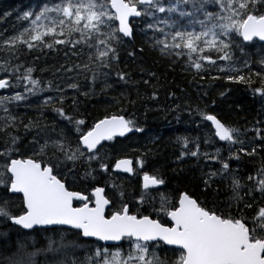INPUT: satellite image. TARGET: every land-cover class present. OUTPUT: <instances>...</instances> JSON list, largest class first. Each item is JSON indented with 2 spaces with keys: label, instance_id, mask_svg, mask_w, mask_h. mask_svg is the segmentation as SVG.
I'll list each match as a JSON object with an SVG mask.
<instances>
[{
  "label": "snow or ice",
  "instance_id": "1",
  "mask_svg": "<svg viewBox=\"0 0 264 264\" xmlns=\"http://www.w3.org/2000/svg\"><path fill=\"white\" fill-rule=\"evenodd\" d=\"M19 19L22 30L0 40V51L7 56L0 70L23 81L28 94L44 91L42 82L33 78V67L21 75L23 65L13 66L12 60L34 51H63L67 61L58 71L82 75L94 87L100 76H110L120 46L135 40L139 28L145 36L152 33L154 50L172 63L184 59L199 79L207 74L212 80L245 85L264 99V50L259 59L245 50L254 38L264 41V0H41ZM250 60L259 65L256 71ZM214 71L224 75H212ZM127 75L118 72V80L127 82ZM67 79L69 89L80 90L78 80ZM10 87L9 79L0 78V89ZM56 90L61 92L57 100L49 96L42 102L56 114L53 124L29 120L23 125L25 133L34 134L23 144L15 134L17 118L5 102H20L26 95L0 97V109L8 114L0 117V221L29 230L19 233L12 247L8 233L0 234L8 237L0 264H40L36 257L41 254L43 264H264V126L245 130L254 132L258 142L246 146L239 128L193 110L228 145V157L221 156L220 148L215 154L203 153L219 168L203 178L200 196L187 190L169 194L161 188L166 185L163 176L143 172L132 203L124 186L111 177L139 175L136 166L144 169L145 160L138 159L136 166L126 158L111 163L104 142L144 129L116 114L88 126L75 108L69 113L64 107L65 90L59 85ZM206 135L207 144L213 133ZM188 145L185 138L179 159H199V143L194 151H185ZM241 153L261 158L255 174L247 175L249 183L230 164L240 161ZM217 177L231 180L226 204L218 202L219 189L213 195ZM40 232L46 243L37 248L29 238Z\"/></svg>",
  "mask_w": 264,
  "mask_h": 264
},
{
  "label": "trees",
  "instance_id": "2",
  "mask_svg": "<svg viewBox=\"0 0 264 264\" xmlns=\"http://www.w3.org/2000/svg\"><path fill=\"white\" fill-rule=\"evenodd\" d=\"M40 2L41 0H0V29H3V32H0V40L16 34L18 30H22L24 22L19 19L22 16L21 12L32 4L37 5ZM151 36L152 33L149 32L145 36L137 28L136 39L120 46L119 60L114 63L113 68L110 70V76L98 79L94 87L87 83L84 76L81 75L76 78L80 84V90L73 91L71 89L64 92V107L69 113H72L73 108H75V114L80 118H84L88 126L106 115H123L127 119H133L139 127L144 129L142 133L144 136H140V141H143L141 147L143 151L145 150L143 158L145 155L148 162L146 172L150 175L163 176L166 185L161 187L163 191L169 194L187 190L195 196H200L203 178H206L208 171H214L219 164L206 159L204 155H200L199 159L192 156H185L183 160L179 159L180 151L178 149L181 144L178 143L185 132V126L180 124L185 121L191 122L193 119L192 113L190 114L192 106H199L200 101H204L205 104L209 105L208 112L214 113L213 115L224 124L232 126L246 120H257L264 114V106L261 104L262 98L254 95L245 85L227 83L223 79H199L198 76H195L194 70L186 68L184 59L172 63L171 59L161 55L158 50H154L151 46ZM260 46L264 50V45L261 44ZM261 51L259 50L258 53L251 51L250 54L259 59ZM129 52L134 53V55L130 56ZM6 59V54L0 51V64H3ZM29 60L32 61H30L31 64L28 67L34 68L32 76L35 79L40 80L38 66L42 67L41 80H47L49 74L54 73V78L60 81L65 75L63 71H58L60 66L67 61L62 52H53L50 55L46 50L44 52L34 51L31 54L21 55L19 60H12L11 63L13 66L23 65L19 69L22 75L24 73L22 68L27 67ZM72 60L75 61L76 58L73 57ZM258 68L259 65L252 61V71H256ZM103 71L108 72L109 70L104 69ZM118 72L128 74L127 82L118 80ZM217 75L222 76L224 74L217 73ZM88 76L90 78L91 73H88ZM0 77L9 76L0 70ZM10 79L18 84L15 88L8 90V92H11L10 96L17 93L26 95V99L17 102V106L14 105V101L11 103L5 102L10 113L17 118L15 134L21 138L23 143L31 139L34 134V132L26 134L24 124L29 120L37 119L43 123L50 116H52L53 123L56 114L52 111L51 106L44 108L42 103H38V100L49 95L46 83H43L44 81L40 80L42 82L40 86L45 90L32 95L26 93L23 81H18L15 76L10 77ZM105 80L108 84H111V87H105L103 83ZM145 80L148 81L147 84L144 82ZM257 86L258 84L253 85V87ZM222 92L223 95H221ZM82 93L88 94L84 95ZM60 95L58 96L57 93L51 97L57 100ZM73 101H75V104H73ZM55 106L58 107L59 104L56 103ZM185 110H188V112H185ZM6 115L8 114L0 109V117ZM9 131L13 130L10 129ZM177 131H180L181 135L177 134ZM199 135L201 133L194 127L189 130L187 137L197 139ZM247 135L250 136L247 145L253 142L258 143L253 139L254 132L247 133ZM2 139L3 137L0 134V145L3 143ZM212 140L215 141L213 136ZM123 142L124 140H115L112 143L116 145L114 146L116 148ZM114 148L112 147V149L105 152L111 163L119 157L113 151ZM212 154H215V152ZM225 154L226 152H223L221 156ZM240 155V161L232 160L230 164L233 170L238 169L237 174L244 178L243 182L249 183L247 175L255 174L256 169L260 166L261 158L259 155L254 158L243 156L242 153ZM104 182L105 180H100L99 186H103ZM115 183L124 186L126 197L132 202V197L139 191L138 187L129 186L124 182L115 181ZM230 183V179L221 180L219 177L216 178L213 185V195H215V189H219V203L226 204L228 202L231 194V189L228 187ZM108 190H110L108 193L111 195L113 190L111 188ZM130 191L134 193L130 195ZM245 191H247V188H245ZM257 196L259 199L258 193ZM201 199H203L202 196ZM212 199L213 196L210 195L208 200L211 201ZM3 233H8V237H10L8 246L12 247L11 241H15L18 234L23 232L15 226L5 223L0 225V234ZM47 236H53V234L48 233ZM8 237L0 235V251H3V243ZM53 238L58 239V237ZM29 240L39 248L46 243V235L43 232L35 233ZM30 250L33 249L30 248ZM36 259L40 264H43L45 255L41 254Z\"/></svg>",
  "mask_w": 264,
  "mask_h": 264
},
{
  "label": "rangeland",
  "instance_id": "3",
  "mask_svg": "<svg viewBox=\"0 0 264 264\" xmlns=\"http://www.w3.org/2000/svg\"><path fill=\"white\" fill-rule=\"evenodd\" d=\"M36 5H31L29 8L27 9H24L22 12H21V15L23 14L24 11H27V10H30L32 8H35ZM0 32H3V29H0ZM248 47L252 48L253 52L254 53H258L259 49L258 47H256V45H249ZM263 50V49H262ZM47 51V50H46ZM38 52V51H36ZM63 53V51H61ZM262 52V51H261ZM248 53L250 54V51L248 49ZM50 55L53 54V52H49ZM251 56V54H250ZM260 57V56H259ZM33 60V59H32ZM32 60H29L28 63H27V67L31 64L30 61ZM223 63V62H221ZM250 63L252 64V61L250 60ZM27 67H24L22 68V71L25 72V69ZM38 70V73H39V78L41 80V76H40V72L42 71V67L41 66H38L37 68ZM193 70V69H192ZM218 72H213L212 75H217ZM68 76H73L75 79L78 78L79 76H76L75 73H65V75L62 77V79L60 81H57L56 78H54V73L52 74H49V77L47 80H41L44 84L46 83V87H47V93H49L48 96H44L43 98H47L49 96H52V95H55L58 93V96L60 95L61 92L57 91L56 90V86L59 85L61 88H63L65 90V92H68L69 90L71 89H68L67 88V84L70 82L68 81L67 77ZM105 77L104 76H100L99 79H104ZM206 78L207 80H209L210 78L207 77V74H206ZM49 81L52 82V87L51 89L48 88V83ZM11 85L12 87L10 88H7V90H10L12 88H15L18 84L17 82L15 81L14 83L11 82ZM46 93V94H47ZM11 92H7L5 94H2L0 95V97H4V96H10ZM43 98L41 100H38V103H42L43 101ZM261 104L264 106V99H262V102ZM14 105H18L17 102L14 101ZM199 108L200 110L202 111H205L207 112L208 114H214V113H209L208 112V109H209V105L205 104L204 101H200V104L199 106L197 105H193L192 106V110L190 111L192 113V116H193V119L191 120V122H188V121H185L183 123H181L180 125H184L185 126V137L184 139L186 138L187 140L189 139V145H188V149H186L185 151H194L196 150V142L199 143L200 145V153L203 155V153L207 152L209 154H212L213 152H216L217 148H220L221 149V153L223 152H226V154L224 156H222L223 158H226L227 155H228V152H227V147L228 145L226 143H219V144H216L217 141H213L212 140V137H211V140L209 143H205V139L207 138V133H209V128L208 126L205 124V122L203 120H201V117L199 115L196 114L195 109ZM185 112H188V110H185ZM186 115V114H185ZM260 122V123H257V122ZM48 122L47 124L49 125V127L53 124L52 123V116H50L46 121H44L43 123H46ZM54 122V121H53ZM3 121L1 120V123L2 124ZM42 123V124H43ZM192 123V124H191ZM240 124H235V125H227V126H230V127H236V128H239L241 130L242 133H245V130L246 129H251L253 127H262L264 126V114H262L260 116V118H258L257 120H246V121H242V122H239ZM197 128L198 132L201 133V135H199L197 137V139H192V138H188L187 137V134H189V130L192 129V128ZM177 132H180V131H177ZM252 131H247L245 133V135H242L240 138L245 140V144L247 146V144L249 143V140L248 138L250 137L249 135H247V133H250ZM3 137V134L0 133ZM142 135V133H132V135L130 137H127L125 138V141L121 144H119L118 147L114 148V146H116L114 143L112 144H108V147L104 149V153L106 152V150H110L112 149V147L114 148V152L116 153V155H118L119 157L122 156L123 154H131V155H135V160L137 161L138 159H141L143 154L145 153L141 147V145L143 146V141L141 140L140 141V136ZM183 139V140H184ZM30 140V139H29ZM3 141V139H2ZM28 141V140H27ZM27 141H25L24 143H27ZM113 145V146H112ZM239 146V145H237ZM119 149V150H118ZM184 149H182V147H180L178 149V151H182ZM134 153V154H133ZM217 168H219V165L217 166ZM216 168V169H217ZM147 166L145 165L144 169H139V167L137 166V172L139 173V175H135L134 177L132 178H128V179H122L121 177H119V175L115 174L112 176L113 180L114 181H118L119 183L121 182H124L125 184L129 185V186H137L138 189H139V183H140V179H141V176L143 174V171L144 170H147ZM215 169V170H216ZM214 170V171H215ZM208 172H211V171H208ZM103 175V174H102ZM105 179H108V177H105ZM101 180H104V179H101ZM110 191V190H108ZM113 193V192H112ZM134 192L133 191H130V195H132ZM139 194V191L134 195V196H138ZM113 195V194H112ZM118 199V198H117ZM2 224H5V222L3 221H0V225Z\"/></svg>",
  "mask_w": 264,
  "mask_h": 264
},
{
  "label": "bare ground",
  "instance_id": "4",
  "mask_svg": "<svg viewBox=\"0 0 264 264\" xmlns=\"http://www.w3.org/2000/svg\"><path fill=\"white\" fill-rule=\"evenodd\" d=\"M256 45V47H258V49L259 50H262V47L260 46L261 44H262V42L261 41H259L257 38H254V40L252 41V42H249L246 46V51H248V49H249V51L251 52V51H253L252 50V48H250V47H248L249 45ZM1 78V77H0ZM6 79H9L10 80V84H11V82H12V80L10 79V77H5ZM15 82V81H14ZM13 82V83H14ZM8 92V90H7V88L6 89H0V95H2V94H5V93H7ZM58 104V103H57ZM213 115V114H212ZM49 116V115H48ZM54 116V115H53ZM54 117H56V116H54ZM126 118V117H125ZM127 119V118H126ZM205 122V124L208 126V128H209V132H212L213 133V138H214V140L215 141H217V139H216V137L214 136V129L212 128V126H211V123L209 122V121H204ZM143 133V132H142ZM136 134V133H135ZM132 135V133H129V134H127V136L126 137H117V138H115L114 139V141H111V142H104L105 144H112V142H115V140H124L125 141V138H127V137H130ZM142 136H144L143 134H142ZM141 138V137H140ZM24 143V142H23ZM22 143V144H23ZM219 144L220 142L219 141H217L216 142V144ZM134 154V153H133ZM135 155H131V154H123L122 156H120V157H118L117 159H131L132 161H133V164H134V166H136V160H135ZM142 158H143V156H142ZM144 160H145V165L147 166L148 165V162H147V159H146V157H145V155H144V158H143ZM137 167V166H136ZM143 172H146V170H144ZM117 175H119V177H121V178H124V179H128V178H132V177H134V176H129L127 173H116ZM140 181H141V179H140ZM77 188H79L80 186L79 185H77L76 186ZM90 191V190H89ZM113 194V193H112ZM111 194V195H112ZM116 198H119V196L117 195V197ZM132 203H134V200L132 199ZM16 228H18V226H15Z\"/></svg>",
  "mask_w": 264,
  "mask_h": 264
},
{
  "label": "water",
  "instance_id": "5",
  "mask_svg": "<svg viewBox=\"0 0 264 264\" xmlns=\"http://www.w3.org/2000/svg\"><path fill=\"white\" fill-rule=\"evenodd\" d=\"M261 42L264 43V41H261ZM216 139H217V141H219L218 138H216ZM219 142H220V143H225V142H221V141H219Z\"/></svg>",
  "mask_w": 264,
  "mask_h": 264
}]
</instances>
